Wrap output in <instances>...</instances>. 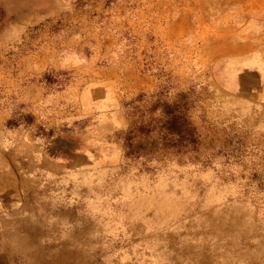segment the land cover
Returning a JSON list of instances; mask_svg holds the SVG:
<instances>
[{
	"label": "rangeland",
	"instance_id": "rangeland-1",
	"mask_svg": "<svg viewBox=\"0 0 264 264\" xmlns=\"http://www.w3.org/2000/svg\"><path fill=\"white\" fill-rule=\"evenodd\" d=\"M0 264H264V0H0Z\"/></svg>",
	"mask_w": 264,
	"mask_h": 264
}]
</instances>
